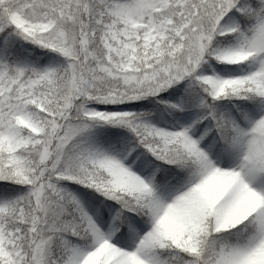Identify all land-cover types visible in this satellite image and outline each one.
<instances>
[{
  "label": "snow or ice",
  "instance_id": "6c2138e0",
  "mask_svg": "<svg viewBox=\"0 0 264 264\" xmlns=\"http://www.w3.org/2000/svg\"><path fill=\"white\" fill-rule=\"evenodd\" d=\"M210 59L254 68L205 75ZM181 81L207 94L197 138L89 107ZM225 97L251 103L233 116ZM97 123L168 167L86 144ZM65 181L105 198L95 214ZM0 264H264V0H0Z\"/></svg>",
  "mask_w": 264,
  "mask_h": 264
},
{
  "label": "rangeland",
  "instance_id": "374dc122",
  "mask_svg": "<svg viewBox=\"0 0 264 264\" xmlns=\"http://www.w3.org/2000/svg\"><path fill=\"white\" fill-rule=\"evenodd\" d=\"M226 24L232 23L231 19L225 18L224 21ZM220 43L219 47L227 48L230 45L234 44L235 41L232 35H226L224 37L216 38ZM31 49V46H29ZM35 57H40L41 60L44 59V51L40 49L33 50ZM49 57L55 56L54 53H48ZM254 65L250 61H244L239 63H229L227 61H216L215 59L208 60L205 64L202 65V71L205 75H217L221 78H228L230 76L243 75L248 71L253 70ZM188 83L186 81H181L176 85L170 87L169 89L161 92L156 97H146V102L141 103L140 100L126 102L123 104H112V103H92L89 107L93 108L99 112H133V113H143L145 114L143 119L160 128L166 130H175L182 126L191 125L189 129L193 138L199 137L209 126L208 120H200L201 115L203 114V109L200 108L199 101L202 97L207 96L206 93L199 87L198 84L189 86L192 90L190 94H186V89ZM211 101V97H207ZM141 99V100H143ZM227 99L220 98L217 101ZM161 101H166L167 103H162ZM178 101L183 102V109H171L168 104L176 103ZM214 102V103H215ZM251 103V102H250ZM249 103V104H250ZM232 103H222L221 107H216L218 112H224L226 114H231L233 116L238 115L237 109L246 106V103H238L231 106ZM153 106V107H151ZM163 111L166 113L160 116ZM160 119H164L161 121ZM196 122V123H194ZM99 134V138L89 135L91 133ZM102 136V138H101ZM213 133H208L204 137V140H208L210 143ZM86 144L91 145L94 148H98L107 152L110 155L117 156H126V159H123V163L127 166L130 161H132V167L130 170L135 171L136 164H139L141 160L145 161L142 165L143 171L145 174H148L151 169L156 166L160 168H165L161 165V161H156L150 153H147L146 150L142 147L135 146V139L132 134L123 127L107 124V123H97L92 127L87 129L82 136L80 137ZM203 143V141H202ZM214 151V150H213ZM212 153H210L211 155ZM213 159L215 156L213 155ZM231 161L227 159H222L221 164H226ZM163 163V162H162ZM159 175V172H156ZM64 186L67 187L74 195L80 200L82 206L85 208L89 214H95L96 206L93 203L92 197H96L93 193L90 196H86L85 193H90L92 189L86 188L85 186L79 184H73L71 182H63ZM89 190V191H88ZM100 199V198H99ZM102 200V199H101ZM110 203V202H109Z\"/></svg>",
  "mask_w": 264,
  "mask_h": 264
},
{
  "label": "trees",
  "instance_id": "16d2710c",
  "mask_svg": "<svg viewBox=\"0 0 264 264\" xmlns=\"http://www.w3.org/2000/svg\"><path fill=\"white\" fill-rule=\"evenodd\" d=\"M191 89H190V87H189V85H188V87H187V89H186V92H185V95L186 94H190L191 93ZM146 100L147 99H143V100H140V102L141 103H144V102H146ZM225 102H228V103H232L231 104V106H233L234 104H238V103H246V105H249V101H246V100H244V101H241V100H237V99H234V98H227V99H224V100H220V101H217V102H215V105H216V107H221V105H222V103H225ZM151 107H153V106H151ZM164 114H166L164 111H163V113L160 115V116H162V115H164ZM161 121H164V119H160ZM89 135H93L94 137H96V138H99V134H96L95 135V133L93 132V133H91V134H89ZM101 138H102V136H101ZM100 139V138H99ZM161 165L163 166V167H168V165H166V164H164V163H162L161 162ZM89 191V190H88ZM90 193H93L95 196H98L100 199H102V200H104L105 198L102 196V195H100L99 193H96L95 192V190L94 189H92V190H90L89 191Z\"/></svg>",
  "mask_w": 264,
  "mask_h": 264
}]
</instances>
